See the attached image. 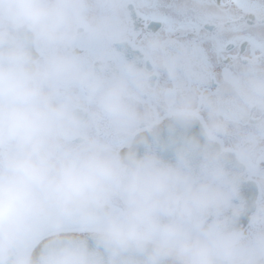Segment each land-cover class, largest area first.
I'll use <instances>...</instances> for the list:
<instances>
[{
    "label": "clouds",
    "instance_id": "clouds-1",
    "mask_svg": "<svg viewBox=\"0 0 264 264\" xmlns=\"http://www.w3.org/2000/svg\"><path fill=\"white\" fill-rule=\"evenodd\" d=\"M175 10L217 40L264 31V0ZM133 11L159 18L0 0V264H264V43L216 72Z\"/></svg>",
    "mask_w": 264,
    "mask_h": 264
},
{
    "label": "flooded vegetation",
    "instance_id": "flooded-vegetation-1",
    "mask_svg": "<svg viewBox=\"0 0 264 264\" xmlns=\"http://www.w3.org/2000/svg\"><path fill=\"white\" fill-rule=\"evenodd\" d=\"M259 2L250 0L252 4ZM148 5L159 13V18H152L150 14L137 16L133 11L131 15L138 31L159 33L167 28L178 41L197 44L204 63L216 72L222 71L232 57L244 56L254 44L264 43V31L255 18L238 19L233 34L217 40L210 26L201 28L194 18L180 16L175 10V0H148ZM128 55L131 58L134 53L129 51Z\"/></svg>",
    "mask_w": 264,
    "mask_h": 264
},
{
    "label": "water",
    "instance_id": "water-1",
    "mask_svg": "<svg viewBox=\"0 0 264 264\" xmlns=\"http://www.w3.org/2000/svg\"><path fill=\"white\" fill-rule=\"evenodd\" d=\"M189 134H193V135H199V126L198 125H194L190 130H189ZM242 194L245 196V198H247L250 202L252 200L255 199L256 197V188L255 185H245L242 189ZM244 223H246V219L243 221Z\"/></svg>",
    "mask_w": 264,
    "mask_h": 264
}]
</instances>
